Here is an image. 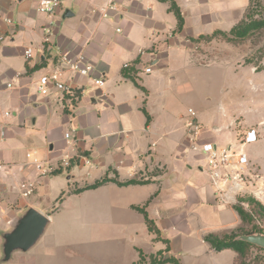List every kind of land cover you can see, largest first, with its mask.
Listing matches in <instances>:
<instances>
[{"label": "crops", "instance_id": "obj_1", "mask_svg": "<svg viewBox=\"0 0 264 264\" xmlns=\"http://www.w3.org/2000/svg\"><path fill=\"white\" fill-rule=\"evenodd\" d=\"M109 1L62 0L53 19L36 11L38 0L1 2L13 24H0L6 35L0 45V260L2 235L26 208L51 220L59 210L53 204L62 201H81L77 210L85 214L143 224L155 248L145 254L136 250L133 264L140 254L155 259L152 254L161 247L152 242L156 234L134 207L145 208L169 245V258L178 259L175 248L181 232L203 228V241L208 234L234 231L235 219L240 225L231 201L223 204L217 198L202 156L189 149L188 111L202 127L199 143L235 145L241 128L231 119L226 126L205 130L196 108L181 107L185 85L180 77L196 69V36L202 35L196 33V15L204 12L196 0H173L184 21L178 32L169 1L118 0V11L104 19L102 10ZM66 11L72 16L62 18ZM27 49L30 58L24 55ZM58 50L82 54L94 68L87 78L65 76L80 95L72 107L35 89L38 78L57 67ZM93 78L102 79L103 86L94 87ZM190 89L186 86L187 92ZM232 128L235 137L223 134ZM65 157L73 161L63 172L57 167ZM248 158L264 165L255 149ZM35 161L50 163L54 171L38 176ZM104 179L102 186L84 190ZM27 181L35 182L34 192L22 197L19 185ZM129 181L135 183L119 185ZM221 217L227 219L219 227H204Z\"/></svg>", "mask_w": 264, "mask_h": 264}, {"label": "rangeland", "instance_id": "obj_2", "mask_svg": "<svg viewBox=\"0 0 264 264\" xmlns=\"http://www.w3.org/2000/svg\"><path fill=\"white\" fill-rule=\"evenodd\" d=\"M255 2L264 7V0H196L198 10L204 12L200 17L196 15V33L208 36L215 30L228 32ZM180 81L185 85L181 107L186 109L192 105L196 108V115L205 130L213 125L226 126L231 119L236 120V128H241L238 138L248 129H256L261 139L255 145L245 146L244 151L250 157L252 149L257 150L264 163V123L259 125L264 122V30L235 43L227 42L221 36L197 40L196 69L182 72ZM186 86L191 91L187 92ZM236 133L232 128L223 134L235 137ZM249 172L258 176V182L249 190L232 194L230 205H239L250 213L253 210L246 202L248 199L264 207V165L257 158H250ZM53 205L59 210L51 214L37 243L25 253H13L10 260L2 264H133L136 250L148 253L155 248L139 222H127L126 219V222H119L97 212L82 213L77 210L82 206L81 201L73 205L64 201ZM226 219L221 217L204 227H219ZM233 224L236 230L238 219ZM252 226L254 232L251 234H264V221L257 215L251 222L243 224L242 229L251 230ZM202 233L203 228H196V233H180L175 248L179 264H233V251H210L202 241ZM152 242L161 245L160 249L150 253L157 262L164 261V253L168 256L166 260L173 256L166 249L167 241H162L159 234ZM149 263L143 257L135 264ZM246 263L264 264V250L250 247Z\"/></svg>", "mask_w": 264, "mask_h": 264}, {"label": "built area", "instance_id": "obj_3", "mask_svg": "<svg viewBox=\"0 0 264 264\" xmlns=\"http://www.w3.org/2000/svg\"><path fill=\"white\" fill-rule=\"evenodd\" d=\"M0 0V24L4 26H12L13 20L5 15L1 9ZM15 2L16 0H8ZM62 0H38L36 11L48 18H54L60 11ZM118 11V0H110L108 5L102 10V17L109 18L113 13ZM53 21L50 22V26ZM46 38L50 34V29L45 30ZM6 35L0 29V45L5 41ZM31 49L24 52L26 58H30ZM143 54V52H140ZM57 67L50 73L42 75L38 78L35 89L36 93L41 96H53L58 102L67 103L68 107H72L74 102L80 98L77 90L68 85L65 76L67 74L80 78H87L93 72V65L88 62L87 58L82 54H73L68 50H58L56 53ZM128 64H124V68H128ZM145 73L150 72V68L144 70ZM92 85L94 87H102L104 82L102 79L93 78ZM7 87H11L9 84ZM189 119L186 122L187 142L189 149L197 152L202 156L205 162V168L208 172L210 183L214 188L217 198L223 204H229L232 194L242 193L250 189L254 183H257L258 176L249 172V158L244 151L245 146L255 143L258 140V132L254 128L248 129L245 134L238 140L235 145H227L218 147L212 143H199V135L202 127L195 119L192 110L188 111ZM70 139V135H65ZM70 166V160L65 157L61 160L57 169L66 170ZM34 170L38 176H46L51 174L54 169L50 163L35 161L33 163ZM35 182L27 181L19 185V192L22 197H29L33 194Z\"/></svg>", "mask_w": 264, "mask_h": 264}, {"label": "trees", "instance_id": "obj_4", "mask_svg": "<svg viewBox=\"0 0 264 264\" xmlns=\"http://www.w3.org/2000/svg\"><path fill=\"white\" fill-rule=\"evenodd\" d=\"M161 1L170 2V11L173 12L177 20V31L178 32L181 31L184 21L178 6L175 4L173 0H161ZM263 30H264V7L261 5V3L255 2L253 6L252 4L250 5V8H248L246 14L244 15V18L241 19L228 32L215 30L211 33V35L208 36L200 35L198 38H196V41L199 39H213L216 36H221L227 42L235 43L246 40L249 37ZM72 161L70 160V166L72 165ZM106 181L107 180L104 179L100 182L95 183L92 186L85 187L84 190L96 189L102 186ZM134 183L135 182L133 181H129L127 183L119 184V185H130ZM246 202H248V204L252 207L253 211H251L250 213L244 210L239 205L233 206V210L236 212L240 220V225L236 228V230L230 232L229 234H222L220 236L215 234H208L203 238V241L216 252L226 249L232 250L236 255L233 264H247L246 263L247 252L250 249V247H253L252 245L246 242L236 240L238 236L248 235L254 232L253 226L251 227V230H246V231L243 230L242 229L243 224L251 222L254 216L256 215L264 221V207L259 202L253 199H248ZM133 209L138 211L144 216L145 224L149 232L158 234V230L156 229L153 221L148 218L145 208L134 207ZM140 258H143V255L140 254ZM149 262H150L149 264H163V263L179 264L178 260L175 258H170L162 262L161 261L157 262L155 259L151 257Z\"/></svg>", "mask_w": 264, "mask_h": 264}, {"label": "water", "instance_id": "obj_5", "mask_svg": "<svg viewBox=\"0 0 264 264\" xmlns=\"http://www.w3.org/2000/svg\"><path fill=\"white\" fill-rule=\"evenodd\" d=\"M72 16L66 11L62 18ZM49 218L33 208H26L23 214L14 220L10 231L2 235V258L0 263H6L15 252H27L42 236ZM237 241L246 242L264 250V234L254 233L238 236Z\"/></svg>", "mask_w": 264, "mask_h": 264}]
</instances>
